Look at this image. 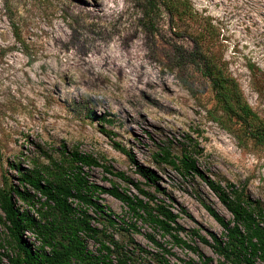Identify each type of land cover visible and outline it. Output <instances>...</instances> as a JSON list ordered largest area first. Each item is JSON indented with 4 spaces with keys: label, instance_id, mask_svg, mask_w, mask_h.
<instances>
[{
    "label": "rangeland",
    "instance_id": "obj_1",
    "mask_svg": "<svg viewBox=\"0 0 264 264\" xmlns=\"http://www.w3.org/2000/svg\"><path fill=\"white\" fill-rule=\"evenodd\" d=\"M184 1L191 16L171 22L160 7L147 16L142 0H0V191L17 185L16 168L47 165L62 148L89 154L144 184L128 157L115 149L118 144L157 175L169 199L158 198L178 214L182 239L220 264L194 234L208 242L210 234H223L203 203L225 220L230 214L198 178L181 177L157 156L163 150L172 157L191 152L209 179L223 187L232 184L264 211V151L239 146L208 117L213 94L195 59L203 52L225 65L264 120V0ZM85 172L93 184L126 188L102 167ZM145 189L153 193L154 187ZM96 200L118 224L129 222L119 201L108 194ZM89 212L95 227L127 241L130 233ZM138 227L140 233L130 236L155 253L145 239L150 229L140 222ZM5 235L0 225V264H10ZM26 237L37 245L32 234ZM155 238L172 248V264L199 262L196 253ZM87 248L98 252L91 240ZM136 263L157 264L143 255Z\"/></svg>",
    "mask_w": 264,
    "mask_h": 264
},
{
    "label": "trees",
    "instance_id": "obj_2",
    "mask_svg": "<svg viewBox=\"0 0 264 264\" xmlns=\"http://www.w3.org/2000/svg\"><path fill=\"white\" fill-rule=\"evenodd\" d=\"M142 1L147 16L156 7H160L171 22L186 20L192 14L189 3L184 0ZM195 54L215 103L213 110H207L208 117L233 134L239 146L264 151V120L246 102L236 80L225 65L218 64L212 56L203 52ZM217 113L221 116H216ZM114 147L128 157L144 184L132 181L123 172H113L89 154L66 148L60 150L58 159L49 160L47 165L35 163L29 170L16 168L17 185L0 191V225L6 231L3 241L11 252V256L6 255L10 264H137L136 260L142 255L157 264H172L168 259L174 255L172 248L156 240L155 234L168 238L172 247L185 248L200 258L199 262L189 260L184 264H213L180 236L178 214L164 198H158L161 195L169 199L157 185V175L139 165L123 147L118 144ZM157 157L181 177L198 178L230 214L231 219L225 220L203 203L223 234L222 237L210 234L211 242L194 234L222 260L220 264H264V211L259 203L230 183L223 187L209 179L199 170L189 151L182 150L179 156L172 157L163 150ZM96 167L117 177L126 188L119 189L115 185L105 188L91 183L85 169ZM145 186H153V193ZM100 194H108L123 204L130 216L129 222L118 220V224L112 218L115 215L96 200ZM18 201L26 208L19 207ZM89 211L109 226H118L119 230L130 233L127 241L118 242L113 236H107L103 228L95 227ZM139 222L150 229L145 239L154 246L155 253L141 248L130 236L140 233ZM27 233L32 234L37 245L27 239ZM87 240L98 245L97 254L88 250Z\"/></svg>",
    "mask_w": 264,
    "mask_h": 264
}]
</instances>
